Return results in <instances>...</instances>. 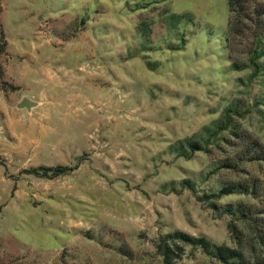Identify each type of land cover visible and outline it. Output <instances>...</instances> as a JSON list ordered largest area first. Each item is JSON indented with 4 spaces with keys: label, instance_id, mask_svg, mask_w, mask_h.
Here are the masks:
<instances>
[{
    "label": "rangeland",
    "instance_id": "374dc122",
    "mask_svg": "<svg viewBox=\"0 0 264 264\" xmlns=\"http://www.w3.org/2000/svg\"><path fill=\"white\" fill-rule=\"evenodd\" d=\"M263 21L264 0H0V264H162L176 232L264 255Z\"/></svg>",
    "mask_w": 264,
    "mask_h": 264
},
{
    "label": "trees",
    "instance_id": "16d2710c",
    "mask_svg": "<svg viewBox=\"0 0 264 264\" xmlns=\"http://www.w3.org/2000/svg\"><path fill=\"white\" fill-rule=\"evenodd\" d=\"M240 0H228V6L232 8L235 5H239ZM264 27V21H263ZM258 49L262 43L260 38H257ZM6 49V41L3 34H0V55L4 53ZM263 55L262 53L260 54ZM257 55V50L254 51V57ZM252 64L255 66V61L252 60ZM255 69V68H254ZM256 72H254L255 74ZM16 88L2 79V71L0 70V90H15ZM191 151H197L200 149L197 145H189ZM264 160V156H260ZM76 167L67 166H55V167H38L30 170H26V173L44 179H53L56 177L63 176L69 171L74 170ZM231 194V190L224 188L213 196L214 199H219L223 196ZM243 215V214H242ZM244 220L246 214L241 216ZM251 225V222H250ZM229 228L237 233V225L235 221L229 223ZM257 238L263 242L264 245V233H257ZM238 245H242L241 240L237 239ZM183 247H192L199 249L200 252L214 260L217 264H264V255H255L247 251L246 247H228L226 245L211 244L204 237L194 238L184 233H173L167 234L158 239L155 244L157 255L162 259V264H174L177 259L180 258V254Z\"/></svg>",
    "mask_w": 264,
    "mask_h": 264
},
{
    "label": "water",
    "instance_id": "95a60500",
    "mask_svg": "<svg viewBox=\"0 0 264 264\" xmlns=\"http://www.w3.org/2000/svg\"><path fill=\"white\" fill-rule=\"evenodd\" d=\"M36 106V103L31 101L30 99L28 98H24L20 101V103L17 105V108L19 109H26L27 111H29L32 107H35Z\"/></svg>",
    "mask_w": 264,
    "mask_h": 264
}]
</instances>
